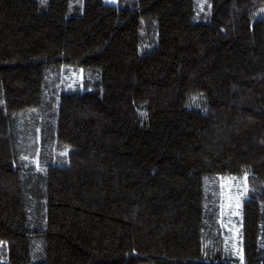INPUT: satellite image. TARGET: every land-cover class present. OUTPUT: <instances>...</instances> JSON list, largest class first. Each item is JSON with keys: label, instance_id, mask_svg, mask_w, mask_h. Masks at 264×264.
Returning <instances> with one entry per match:
<instances>
[{"label": "trees", "instance_id": "trees-1", "mask_svg": "<svg viewBox=\"0 0 264 264\" xmlns=\"http://www.w3.org/2000/svg\"><path fill=\"white\" fill-rule=\"evenodd\" d=\"M0 264H264V0H0Z\"/></svg>", "mask_w": 264, "mask_h": 264}, {"label": "rangeland", "instance_id": "rangeland-1", "mask_svg": "<svg viewBox=\"0 0 264 264\" xmlns=\"http://www.w3.org/2000/svg\"><path fill=\"white\" fill-rule=\"evenodd\" d=\"M223 187V192H222V216L225 217L223 220V226L224 227H228L229 229H231V233H232V237L236 238L237 236V228L235 223L230 222V217H236L237 216V203H238V188L237 186L233 185L232 182H224L222 184ZM228 214H232L229 215V218H227ZM229 225H231L232 227H229ZM232 238V239H233ZM234 247V251L236 249V241H234L233 244Z\"/></svg>", "mask_w": 264, "mask_h": 264}]
</instances>
